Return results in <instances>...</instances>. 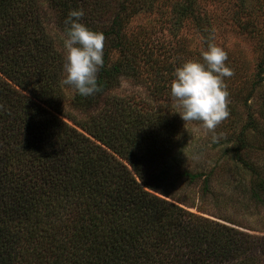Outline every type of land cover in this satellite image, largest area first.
<instances>
[{
	"label": "trees",
	"instance_id": "16d2710c",
	"mask_svg": "<svg viewBox=\"0 0 264 264\" xmlns=\"http://www.w3.org/2000/svg\"><path fill=\"white\" fill-rule=\"evenodd\" d=\"M141 2L121 0L111 11L101 0H0V264L264 262V235L157 195L178 179H201L203 194L210 189L212 171L171 173L175 155L168 152L182 129L176 115L109 98L122 78L143 73L152 91L168 92L174 70L188 61H173L172 47L123 31ZM194 5L175 4L174 12L194 17ZM77 8L85 13L80 22L105 36L99 91L88 97L62 83L61 35ZM261 75L264 50L258 85ZM262 104V123L249 115L231 149L255 202L264 199V173L239 150L253 147L249 132L264 150V96Z\"/></svg>",
	"mask_w": 264,
	"mask_h": 264
},
{
	"label": "rangeland",
	"instance_id": "374dc122",
	"mask_svg": "<svg viewBox=\"0 0 264 264\" xmlns=\"http://www.w3.org/2000/svg\"><path fill=\"white\" fill-rule=\"evenodd\" d=\"M101 1L103 7L113 11L121 0ZM194 1L195 16L181 17L174 12V5L184 4L187 0H142L132 16L127 14L123 31L130 35V39L132 34L142 40L150 39L154 44H163L166 48L172 47L174 54L169 57L173 61L180 57L203 63L202 53L210 45L221 48L227 54L226 66L233 71L232 76L224 78L229 116L212 131L203 128L201 122L183 121L178 114L181 109L170 99V90L161 94L152 91L150 74L147 73H143L138 80L122 78L109 93V98H125L137 105L175 114L181 121L180 135L168 152L175 155L170 167L172 174L182 169L212 171L207 194L201 190V179L191 183L178 179L165 195L156 192L158 196L195 215L250 234L264 235V199L255 202L248 197L249 174L240 163L235 162L232 158L235 152L231 150L249 115L262 123L260 111L264 79L258 85L256 73L264 50V0ZM46 6L43 2L42 8L48 13L50 10ZM200 29L204 30V34ZM261 78H264L263 75ZM247 138L253 147L246 151L240 149V157L253 161L264 173V150L258 149L261 147L259 137L249 132ZM163 166L162 161L157 162L151 170Z\"/></svg>",
	"mask_w": 264,
	"mask_h": 264
},
{
	"label": "clouds",
	"instance_id": "9594fccd",
	"mask_svg": "<svg viewBox=\"0 0 264 264\" xmlns=\"http://www.w3.org/2000/svg\"><path fill=\"white\" fill-rule=\"evenodd\" d=\"M84 14L82 8L70 9L65 18L62 83L88 97L99 91L97 74L104 67L105 36L80 22ZM202 57L203 63L190 60L174 70L170 99L181 109L178 114L183 121L201 122L212 131L229 116L224 78L233 71L225 64L227 54L217 46L210 45Z\"/></svg>",
	"mask_w": 264,
	"mask_h": 264
}]
</instances>
